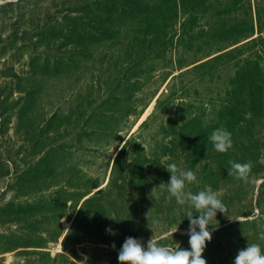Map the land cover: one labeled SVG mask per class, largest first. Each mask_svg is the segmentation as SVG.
I'll return each instance as SVG.
<instances>
[{"label":"rangeland","instance_id":"1","mask_svg":"<svg viewBox=\"0 0 264 264\" xmlns=\"http://www.w3.org/2000/svg\"><path fill=\"white\" fill-rule=\"evenodd\" d=\"M221 126L227 153L209 141ZM172 162L227 207L207 264L264 249V0L0 4V264H119L127 237L152 235L189 249L158 187Z\"/></svg>","mask_w":264,"mask_h":264},{"label":"clouds","instance_id":"2","mask_svg":"<svg viewBox=\"0 0 264 264\" xmlns=\"http://www.w3.org/2000/svg\"><path fill=\"white\" fill-rule=\"evenodd\" d=\"M5 2H10V0H0V4ZM209 141L214 150L219 153H227L233 148L232 133L224 126L213 130ZM228 164L230 166L229 176L236 181L250 182L253 167L251 161L240 163L230 160ZM164 168L170 173V180L166 184L160 183L158 187L161 192L166 191L170 197L174 198L178 205L183 206L185 216L189 221L187 235L190 248L182 249L179 244H176L175 248L164 246L160 243V238L154 235L148 239L146 246L140 239L127 237L118 253L119 264H207L203 253L207 242L212 240V232L216 230V226H213L211 221L216 220L218 212L225 214L227 211L221 199L222 193L213 191L210 186L193 193L187 185L198 183L194 171L180 168L175 162L167 163ZM150 210L146 213L148 223L151 217ZM249 219L255 220L256 216H250ZM151 223L157 224L158 221L151 219ZM209 225L213 226L212 231L209 230ZM107 231L111 235L116 234L111 228ZM177 231L178 226L171 232V235L173 236ZM258 238L264 241V232H261ZM112 247L115 248V244ZM234 264H264V249L261 244L248 243L246 248L238 251Z\"/></svg>","mask_w":264,"mask_h":264}]
</instances>
